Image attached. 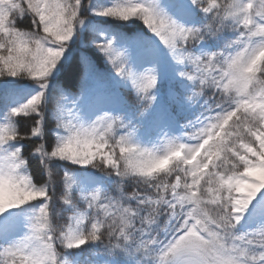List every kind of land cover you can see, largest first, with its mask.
Segmentation results:
<instances>
[{
	"label": "snow or ice",
	"instance_id": "1",
	"mask_svg": "<svg viewBox=\"0 0 264 264\" xmlns=\"http://www.w3.org/2000/svg\"><path fill=\"white\" fill-rule=\"evenodd\" d=\"M0 264H264V0H0Z\"/></svg>",
	"mask_w": 264,
	"mask_h": 264
},
{
	"label": "trees",
	"instance_id": "2",
	"mask_svg": "<svg viewBox=\"0 0 264 264\" xmlns=\"http://www.w3.org/2000/svg\"><path fill=\"white\" fill-rule=\"evenodd\" d=\"M22 27H27V22H25L23 25H21ZM87 247V246H85Z\"/></svg>",
	"mask_w": 264,
	"mask_h": 264
},
{
	"label": "rangeland",
	"instance_id": "3",
	"mask_svg": "<svg viewBox=\"0 0 264 264\" xmlns=\"http://www.w3.org/2000/svg\"><path fill=\"white\" fill-rule=\"evenodd\" d=\"M82 247H85V246H82Z\"/></svg>",
	"mask_w": 264,
	"mask_h": 264
}]
</instances>
